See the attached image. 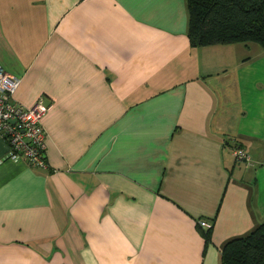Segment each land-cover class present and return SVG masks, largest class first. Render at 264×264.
I'll list each match as a JSON object with an SVG mask.
<instances>
[{
    "label": "crops",
    "instance_id": "0c3cea01",
    "mask_svg": "<svg viewBox=\"0 0 264 264\" xmlns=\"http://www.w3.org/2000/svg\"><path fill=\"white\" fill-rule=\"evenodd\" d=\"M186 24L184 0H0L12 99L46 110L44 169L0 140V264H219L264 223V51Z\"/></svg>",
    "mask_w": 264,
    "mask_h": 264
},
{
    "label": "trees",
    "instance_id": "16d2710c",
    "mask_svg": "<svg viewBox=\"0 0 264 264\" xmlns=\"http://www.w3.org/2000/svg\"><path fill=\"white\" fill-rule=\"evenodd\" d=\"M184 2L189 47L254 44L264 51V0ZM209 230H200L204 242ZM219 264H264V223L226 241L219 250Z\"/></svg>",
    "mask_w": 264,
    "mask_h": 264
},
{
    "label": "built area",
    "instance_id": "2783aa9c",
    "mask_svg": "<svg viewBox=\"0 0 264 264\" xmlns=\"http://www.w3.org/2000/svg\"><path fill=\"white\" fill-rule=\"evenodd\" d=\"M19 80L6 74L0 67V140L6 145L5 159L22 162L30 168L44 169V134L40 120L45 107L38 100L31 107L15 103L12 95ZM234 162L248 163L244 151L231 148ZM208 228V225H202Z\"/></svg>",
    "mask_w": 264,
    "mask_h": 264
}]
</instances>
